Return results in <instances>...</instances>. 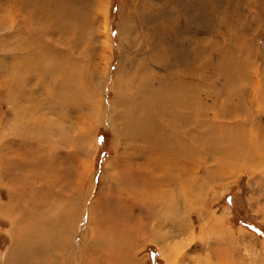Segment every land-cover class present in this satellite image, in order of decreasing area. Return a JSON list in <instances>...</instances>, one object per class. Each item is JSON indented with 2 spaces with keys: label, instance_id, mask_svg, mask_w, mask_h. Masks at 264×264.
Returning a JSON list of instances; mask_svg holds the SVG:
<instances>
[{
  "label": "rangeland",
  "instance_id": "374dc122",
  "mask_svg": "<svg viewBox=\"0 0 264 264\" xmlns=\"http://www.w3.org/2000/svg\"><path fill=\"white\" fill-rule=\"evenodd\" d=\"M62 67L69 85L49 72ZM179 84L189 130L167 104ZM263 119L264 0H0V264L15 209L48 186L49 216L78 200L70 248L83 264H110L98 241L119 224L117 264H264ZM236 124L259 156L240 162Z\"/></svg>",
  "mask_w": 264,
  "mask_h": 264
},
{
  "label": "bare ground",
  "instance_id": "6f19581e",
  "mask_svg": "<svg viewBox=\"0 0 264 264\" xmlns=\"http://www.w3.org/2000/svg\"><path fill=\"white\" fill-rule=\"evenodd\" d=\"M35 38V36H34ZM38 40V39H36ZM26 45V43H20V47L24 48ZM46 46V45H45ZM37 48V47H36ZM44 48V47H43ZM42 48V49H43ZM49 49V48H48ZM47 49V50H48ZM38 51V50H37ZM42 51V50H41ZM44 51V50H43ZM42 51V52H43ZM46 51V50H45ZM47 53V52H46ZM39 56L42 54L37 53ZM45 54V53H44ZM49 54V53H48ZM54 54V53H53ZM59 55V54H58ZM49 56V55H48ZM47 56V57H48ZM34 57V56H33ZM45 58V56H43ZM54 57V56H52ZM51 57L52 60L53 58ZM29 58H31L29 56ZM39 58V57H38ZM37 58V59H38ZM42 58V57H41ZM50 58V57H48ZM47 58V59H48ZM25 59V56L24 58ZM28 59V57H27ZM33 60V59H32ZM30 60V61H32ZM44 60V59H43ZM35 61V60H34ZM46 61V60H45ZM43 61V62H45ZM56 62H58L57 60H55ZM25 62V61H24ZM22 62V63H24ZM33 62V61H32ZM52 62V61H51ZM27 63V62H26ZM37 63L39 64V60H37ZM61 63V62H59ZM25 64V63H24ZM23 64V65H24ZM34 64V63H32ZM52 64V63H51ZM45 65V64H44ZM47 65V64H46ZM25 66V65H24ZM29 66V65H28ZM38 67V66H37ZM37 67L36 68L37 70ZM50 67V66H49ZM54 67V66H53ZM19 68V67H18ZM41 68V67H40ZM45 68V66L43 67ZM51 68V67H50ZM27 69V67H26ZM30 70V69H29ZM33 70V68L31 69V71ZM42 70V69H41ZM59 70V69H58ZM26 71V70H25ZM48 72V71H47ZM50 74L53 76V78L55 79H59V81L62 84H65L69 81V77H66L65 75H62L60 73H63V67L60 71L54 72L52 70L49 71ZM19 73V72H18ZM23 73V72H22ZM43 73V72H42ZM66 73V72H65ZM26 74V72H25ZM70 74V73H69ZM68 75V73H67ZM19 76V75H18ZM20 77V76H19ZM69 78V79H68ZM39 79V78H38ZM143 79V78H142ZM139 81V80H138ZM43 83V82H42ZM69 83V82H68ZM67 83V84H68ZM78 83V82H77ZM164 83V82H163ZM26 84V83H25ZM59 84V83H58ZM75 84V82H74ZM73 84V88H75ZM166 84V83H165ZM14 85V84H13ZM27 85V84H26ZM69 85V84H68ZM81 85V84H80ZM162 85V84H161ZM28 86V85H27ZM51 86V85H50ZM72 86V84L70 85ZM126 86V85H125ZM24 87V86H23ZM56 87V86H55ZM67 87V86H66ZM85 87V86H84ZM21 88V87H20ZM28 88V87H26ZM64 88V87H63ZM71 88V87H70ZM83 88V87H82ZM159 88V87H158ZM189 87L183 84H179L174 92H181V95L177 96L174 98V100L172 101H168L169 103L166 102V100L164 99L165 103H167L168 105H173L175 106V112H176V116L179 119V121L176 123L177 126H186V128L189 130L192 127L193 121H192V117L194 115H192V113L194 114L195 111L192 110V94L190 92V90L188 89ZM55 89V88H54ZM66 89V88H65ZM79 89V88H78ZM146 89V88H145ZM144 89V90H145ZM29 90V89H28ZM33 90V89H32ZM71 90V89H70ZM77 90V89H75ZM72 90V91H75ZM166 90V89H165ZM17 91V90H15ZM20 91V90H18ZM63 91V90H62ZM61 91V92H62ZM82 91V90H81ZM80 91V92H81ZM138 91V90H137ZM169 91V90H168ZM25 92V90H24ZM32 92V91H31ZM55 93L59 92V90L54 91ZM65 92V91H64ZM64 92L59 94H64ZM79 92V91H77ZM173 92V93H174ZM15 93V92H14ZM17 93V92H16ZM23 94V93H22ZM30 94V93H29ZM33 94V93H32ZM58 94V93H57ZM80 94V93H78ZM156 94H159L156 92ZM28 95V94H27ZM54 95V94H53ZM70 95V94H69ZM144 95V94H143ZM146 95V94H145ZM171 95V94H170ZM75 95L72 96H68L69 98H73ZM64 97V96H63ZM67 97V96H66ZM80 97V96H79ZM14 98V97H13ZM22 98V97H21ZM154 98V97H153ZM17 100V99H16ZM21 100V99H20ZM145 100V99H144ZM148 100V99H147ZM188 101V102H187ZM18 102V100H17ZM16 102V103H17ZM30 102V101H29ZM32 102V101H31ZM143 102V101H142ZM28 103V102H27ZM128 104V103H127ZM134 106H136V108H140V105H138L136 102L133 103ZM146 104V102H145ZM156 104H159L158 108L160 109V105H161V100L156 102ZM130 105V104H128ZM163 105V104H162ZM146 107V106H145ZM194 107V105H193ZM196 107V106H195ZM143 108V107H142ZM165 108V107H164ZM204 108V107H203ZM152 108H150L149 111H151ZM196 109V108H194ZM164 110V109H163ZM172 110V109H171ZM138 111V110H137ZM160 111V110H159ZM241 111V109H240ZM158 112V110H157ZM219 112V111H218ZM130 113V112H129ZM139 113V112H138ZM160 113V112H159ZM223 113L225 114V112L223 111ZM240 113V112H239ZM203 114V113H202ZM218 114V113H217ZM158 115V113H157ZM162 114H160L161 116ZM197 115V114H196ZM208 115L207 114V110H205L204 116ZM226 116V114H225ZM162 117V116H161ZM166 117V116H165ZM172 117V116H171ZM174 117V116H173ZM128 118V116H127ZM132 118V117H131ZM154 118V117H153ZM175 118V117H174ZM174 118L172 119L173 121ZM168 119V118H167ZM177 119V118H176ZM262 119V117H261ZM130 120V119H129ZM161 120V119H160ZM178 120V119H177ZM176 120V121H177ZM200 120V119H199ZM264 120V119H263ZM200 122V121H199ZM219 122V121H218ZM231 122V121H230ZM233 122V121H232ZM231 122V123H232ZM221 123V122H220ZM166 124V123H165ZM164 124V125H165ZM175 124V125H176ZM216 124V123H215ZM235 125V123H232ZM218 125V124H216ZM223 125V124H222ZM227 126H230L231 124H226ZM225 125V126H226ZM237 126L228 128L227 131L230 135L229 138H227L228 140H237V138L239 137L241 139V142L243 143L242 147H241V151L238 155L240 156V162H243V160H248L249 161V157L248 158V153L250 154V152H252V154H256L257 156H259V151L256 150L254 147L250 146L248 144L249 141H247L245 133L247 134V132L245 131L246 128L242 125V124H236ZM226 126V128H227ZM171 127V126H170ZM175 127V126H174ZM168 128V127H167ZM177 128V127H175ZM223 129V126L220 127V129ZM225 128V130H226ZM245 128V130H244ZM135 129V128H134ZM178 129V128H177ZM179 130V129H178ZM180 131V130H179ZM185 131V130H184ZM170 132V131H169ZM183 132V130H182ZM186 132V131H185ZM224 132V131H223ZM137 133V132H136ZM172 134V132H170ZM226 133V132H225ZM259 134H264V125L259 127ZM258 134V135H259ZM173 135V134H172ZM180 135V133H179ZM200 135V134H199ZM171 136V135H170ZM175 137V136H173ZM188 137V136H187ZM194 137V134L193 136ZM236 137V138H235ZM172 141L173 138H171ZM200 140V139H199ZM169 141V140H168ZM177 141V140H175ZM179 141V140H178ZM177 141V142H178ZM202 141V140H201ZM175 145L176 148L178 147ZM179 143V142H178ZM177 143V144H178ZM150 144V143H149ZM182 144V142H181ZM171 145V144H170ZM213 146V144H211ZM173 146V145H171ZM187 146V145H186ZM185 146V147H186ZM183 147V146H182ZM214 147V146H213ZM167 148V147H166ZM189 148V147H188ZM194 148V147H193ZM215 148V147H214ZM190 149V148H189ZM208 149V148H207ZM177 150V149H176ZM187 153H188V149L186 147ZM194 150V149H193ZM235 150V149H234ZM179 151V150H178ZM234 153L232 152L229 155V158L227 160H233L234 158ZM246 154V155H245ZM246 156V157H244ZM252 158V157H251ZM235 161L238 160V158L234 159ZM239 162V163H240ZM223 163V167L221 168L222 173H224L225 171H227V169L230 168V165L225 163V161L222 162ZM178 167V166H177ZM34 168V167H33ZM38 170H40V168L35 167ZM29 169V168H28ZM37 169H32L34 170L33 172H35L34 174L36 176H39V180H41V182H43V184H47L48 182L51 181V174H50V170L41 172L40 175H38L36 173V171H38ZM211 173H213L215 176L217 175V173L215 172V170H209ZM39 172V171H38ZM40 173V172H39ZM77 173V172H76ZM28 174V173H27ZM33 175V174H31ZM71 178V177H70ZM73 178V177H72ZM71 178V179H72ZM65 179V178H64ZM36 180V179H35ZM57 181V180H56ZM73 181V180H72ZM71 181V182H72ZM64 182V181H63ZM61 183V182H60ZM50 184V183H49ZM62 184V183H61ZM58 185V184H57ZM78 185V184H77ZM31 187V186H30ZM53 187V186H52ZM34 188V187H33ZM32 188V189H33ZM35 189V188H34ZM27 190V189H26ZM31 191V190H30ZM35 191V190H34ZM52 190H50V187H42L41 189H38V191L36 190V195L34 196V198L32 197V200L27 204L22 202V206H19L18 208H16V212L19 214H25L23 217L16 219L15 220V226H14V230H13V237H14V244L12 245L11 249L9 250L7 257L5 258V260L3 261V264H83L84 260H86L87 258H82L83 261H81L82 259H80V257H76L75 253H73V251L70 248V228L71 225L73 224V220L75 218H77L76 216H78L80 214L81 208H79V212L77 210V205L78 200L77 198H75V204L73 203V205L69 206L67 209H63L61 211L58 212L57 215L54 216H49V213H53V211L50 212V209L47 208V205L50 202V193ZM59 192V191H58ZM17 193V192H16ZM20 195V193H18ZM85 196V195H84ZM16 198V197H15ZM83 198V196H82ZM29 201V200H28ZM96 202V201H95ZM18 204V203H17ZM96 205L98 203H95ZM19 205V204H18ZM76 205V206H75ZM9 206V205H8ZM15 207V205L13 206ZM94 207V206H93ZM92 207V208H93ZM93 210V209H92ZM3 212V211H2ZM3 214V213H2ZM94 214V213H93ZM104 214L99 215L98 219L96 218V227L98 225V228L96 229H100V225L106 222L104 216ZM110 215V214H109ZM93 220V219H92ZM116 220V219H115ZM111 223V222H110ZM135 226V225H132ZM131 226V227H132ZM138 226V225H137ZM130 227V229H131ZM102 228V227H101ZM107 229V228H106ZM117 231H119L118 233L114 232V231H109L107 233L103 234L106 235V237H110L111 239L108 240H104L102 241H98V243L100 244L101 247H103L107 242H109L110 246H113L112 249L108 250L110 252H108V257L111 258V262L110 264H117L118 263V258L122 259V254L124 252L127 251V232L125 233L124 231H126V228H120V224L117 227ZM102 230V229H101ZM112 230H114L112 228ZM103 231V230H102ZM140 231V230H139ZM103 234H99L103 235ZM103 237V236H102ZM105 236L103 238H106ZM113 242V244H112ZM97 243V242H96ZM115 243V245H114ZM108 244V243H107ZM103 245V246H102ZM119 248V249H118ZM106 249V248H105ZM107 251V250H105ZM82 255V254H81ZM83 257V256H82ZM127 257V256H126ZM129 258V257H128ZM131 259V258H130ZM83 262V263H82ZM2 263V261H1ZM93 264V262H92Z\"/></svg>",
  "mask_w": 264,
  "mask_h": 264
}]
</instances>
